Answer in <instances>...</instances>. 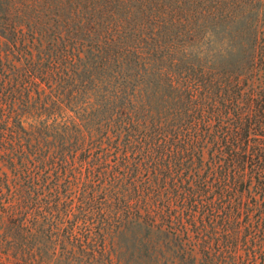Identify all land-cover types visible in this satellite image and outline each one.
<instances>
[{"label":"trees","instance_id":"trees-1","mask_svg":"<svg viewBox=\"0 0 264 264\" xmlns=\"http://www.w3.org/2000/svg\"><path fill=\"white\" fill-rule=\"evenodd\" d=\"M192 233L264 264V0H0V264H193Z\"/></svg>","mask_w":264,"mask_h":264},{"label":"rangeland","instance_id":"rangeland-1","mask_svg":"<svg viewBox=\"0 0 264 264\" xmlns=\"http://www.w3.org/2000/svg\"><path fill=\"white\" fill-rule=\"evenodd\" d=\"M190 239L193 241H198V246H197V261L196 263L193 264H210L209 261H207L206 255L208 252H210L214 257H215V235L210 239V246L209 249H204L203 244L204 240L206 239V235L201 233V234H196L192 233ZM170 254H173L172 252ZM146 252L142 253V256L145 257ZM181 255V254H180ZM139 264V263H138ZM140 264H145V263H140ZM174 264H191V263H186V262H176Z\"/></svg>","mask_w":264,"mask_h":264}]
</instances>
